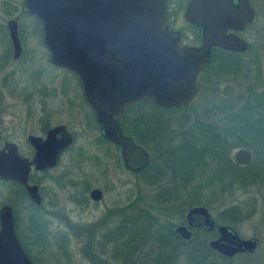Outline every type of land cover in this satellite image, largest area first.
Returning a JSON list of instances; mask_svg holds the SVG:
<instances>
[{
    "label": "water",
    "instance_id": "obj_1",
    "mask_svg": "<svg viewBox=\"0 0 264 264\" xmlns=\"http://www.w3.org/2000/svg\"><path fill=\"white\" fill-rule=\"evenodd\" d=\"M239 9L232 11L229 0H192L184 19L202 27L201 44H182L179 33L166 29L167 0H21V10L35 17L41 26L42 43L49 63L73 73L80 84L81 95L92 110L99 135L120 149L125 169L138 171L148 159L145 151L130 137L119 133L114 116L135 100L146 98L160 108L190 105L199 93L198 79L202 66L208 63L212 45L242 52L246 42L230 33L227 27L243 28L252 19L246 0H238ZM13 57L20 52L16 22H6ZM228 83L221 94L232 93ZM33 149L30 159L21 156L12 142L0 147V180L22 186L35 206L41 202L37 185L28 183V174L53 168L59 153L69 147L72 137L63 124L48 129L44 138L27 135ZM234 163L246 165L250 152L239 148ZM88 196L97 201L98 188ZM186 225L213 228L208 211L192 206L185 213V224H177L175 233L189 240ZM218 237L208 242L209 249L231 258L253 253L256 237L239 238L229 225L217 226ZM0 264H31L14 229L12 207L0 205Z\"/></svg>",
    "mask_w": 264,
    "mask_h": 264
},
{
    "label": "rangeland",
    "instance_id": "obj_2",
    "mask_svg": "<svg viewBox=\"0 0 264 264\" xmlns=\"http://www.w3.org/2000/svg\"><path fill=\"white\" fill-rule=\"evenodd\" d=\"M20 1L0 0V60L6 54L7 35L4 23L8 18H13L17 22L21 47L25 54V59L15 64L16 68L14 66L12 69L13 66L9 65L16 62L11 59L8 60V65L4 64L0 68V145L3 140L12 141L17 145L21 155L29 156L31 148L26 143L25 136L40 135V124L37 122L39 116H43L49 125L63 123L74 133L73 144L61 153L56 166L45 174L35 172L33 175V182L38 185L42 198L40 208L35 214L39 216L43 226L42 236L46 238L48 245L44 251L40 250L39 246H29L30 254L38 258L30 260L31 264H122V259L112 260L108 255L100 259L90 255L85 257L82 236H80L82 230L70 234L60 222L56 221L54 213L67 215L69 221L74 224L90 223L100 216L104 207L112 206V201H119V205L125 207L130 199L136 200L135 207L131 208L132 211L138 209L140 205L149 209H162L167 214L160 213L158 221L168 224L183 222V214L187 209L200 204V201L209 203L211 215L217 223H222L218 214L237 204L243 216L235 224L228 225L234 229L239 238L256 237L258 247L247 256L231 257L230 264H264V173L258 175L255 183L247 184L244 191L233 190L231 185L232 197H226V183L211 182L214 183L211 188L213 193L210 192L209 187L196 190L194 200L190 204L189 195L183 189L185 180H179L176 183V190L180 192V203L171 205L168 201V204H159V201L163 200L150 199L147 192L157 190L159 184L163 182H148V178L144 179L126 171L122 166L119 150L111 144L98 140V125L90 120V111L81 98L77 77L67 70L48 63V51L42 43L40 25L33 18L21 13ZM181 29L187 40L196 39V30L190 27ZM239 36L246 42V49L227 57L238 62L239 69L225 71L219 65L226 59L227 54L214 55L202 74L203 92L185 112L204 113L221 110L225 107L226 100L220 94V88L225 83H231L234 88V94L229 99L232 110L234 107L238 108V105L247 104L246 101L250 100L251 93L264 95V16L256 18L247 29L239 32ZM28 56L31 57L30 60H27ZM149 103L138 101L125 109L124 115L121 116L128 117L131 112L138 111L145 113L151 111L159 114L161 118L169 114L171 116V113L175 115L173 110H165V113L155 110L153 104ZM262 107L257 111L245 113L259 119V116H263L264 104ZM200 119L201 124L206 120L204 115ZM161 121L158 123L159 129L164 125ZM262 123L264 125V119ZM173 124L170 123L168 126L174 127ZM239 147L242 146L232 148V152ZM256 148H262L261 150L264 151V147ZM144 149L147 150V146H144ZM154 150L153 153L156 155L157 150ZM252 162L253 159L249 164ZM259 168L260 165L257 164L240 171L244 172L246 177L252 171L258 173L261 170ZM165 186L167 185L163 187ZM92 187L102 190L103 196L99 203L88 202L87 192ZM6 194L5 184L0 180V205L7 203ZM138 194L140 196H137ZM82 197H86V200ZM14 208L20 218L15 228L19 239L24 235L25 218L31 213V209L20 202L16 203ZM28 233L27 231L26 235ZM196 238L198 241H204L201 240L199 233H196ZM95 243L97 247H101L99 242L95 241ZM26 247L28 248V245ZM122 248L126 249L120 243V247L115 249L118 250L119 257ZM208 259L210 260L209 257ZM214 260L220 261L219 258Z\"/></svg>",
    "mask_w": 264,
    "mask_h": 264
},
{
    "label": "flooded vegetation",
    "instance_id": "obj_3",
    "mask_svg": "<svg viewBox=\"0 0 264 264\" xmlns=\"http://www.w3.org/2000/svg\"><path fill=\"white\" fill-rule=\"evenodd\" d=\"M191 1L192 0H167L165 24H166V29L168 31L176 32L181 35L182 44H187L190 46L198 47L202 41V35H203L202 27L198 25L190 24L184 19V13L188 5L191 3ZM229 4H230L232 11L234 12H236V10H238L240 7L238 0H229ZM245 6L247 9L252 11V19L250 23L243 28H235L232 26H228L227 31H226L227 33L233 34L241 39L243 38L239 36V32L247 29L252 24V22L256 20V18L260 16H264V0H246ZM27 16L33 18L40 25L39 21L35 17L31 15H27ZM9 19H13V18H8L4 23L5 32L7 35V40H6L7 48H6V54L3 56L2 60H0V68L3 67L4 64H7L8 60L11 59L12 61H16L15 63L9 64L10 66H13L12 69H14V66L15 64H17V62L20 63L21 61L25 59V54L21 47V41H20L21 38L19 35L20 29H18L16 20L13 19L16 22L17 39L20 45V52L18 53L17 57L15 58L13 57V48L8 38L7 28H6V22ZM183 27H190L193 30H196L197 31L195 33L196 39L193 41L187 40V36H185V34L182 32V29H181ZM40 30H41V26H40ZM220 53L235 55L241 52L226 50L216 45H212L208 51V55H209L208 63L202 66L200 77L197 82L199 86L198 95L196 96L195 100L190 105L181 106L179 108H174V109H177L176 111L173 112L175 113V115L171 113V116L170 114L167 116H163L161 118L162 120L161 122H164V125L161 127L160 132H156V133L153 132L154 131L153 130L154 129L153 112L149 111L145 114V119H146V124H147L146 145L145 146H147L148 148L147 150H145L142 146L135 143L134 140L129 135L125 134L121 130V127H120L121 119H124V118L126 119V117L124 118L122 117L124 115V109L120 115L115 116L116 118L114 117V121L116 123L119 133L123 136L130 137L135 145L141 147L145 151L147 159H148V163L145 167H149L148 168V171H149L148 182L159 181V182H163L162 183L163 186L166 184L168 187H171L169 185V182L170 184H173L175 187H177L176 183L179 180H186V179L188 182L192 184L195 182V185H197L196 183L205 182V181L226 183L225 185L226 197L227 196L232 197L231 190H230V187L234 180L232 165L235 164V166L238 167L239 169H245V167L247 168L248 164L250 163L249 162L246 165H238L234 163V160H233L234 152L238 148L235 149L234 152H232L231 133L229 129H227V128L231 129L232 124H233L232 118H233L234 112L232 110V105H231L232 103L231 101H229V99H231V97L234 94L233 85L231 83H228L232 86V89H233L232 93L228 96L222 95L221 94L222 87L220 88V94L226 100L224 111L217 110V112H204V113L203 112L193 113L191 111L185 112V110L190 108L192 104H194V102L197 101V99L200 97L201 93L203 92V85L201 84V82H202V74H203L205 66H207L210 60L215 57L214 55H217ZM30 59L31 57L28 56L27 60H30ZM48 63H49V60H48ZM79 88H80V84H79ZM81 98H83L82 95H81ZM169 108H173V107H169ZM169 108H160L164 110L160 112L165 113V110ZM240 114L242 116H246L245 113H240ZM133 115H135V113L134 114L130 113V116H128V119L133 118L132 117ZM203 115H204V119L206 120H204L202 125L199 126L201 124L200 118H202ZM263 116H264V113H263ZM37 119H38L37 122L40 124L41 133L40 135H36V136H39L41 138H44L45 133L48 129H50L54 125H57V124L49 125L47 120H45L43 116H39L37 117ZM169 119H171L172 121H170ZM126 123L127 122L124 121V125H126ZM170 123L171 124L174 123L176 125L175 126L173 124L175 128L168 126V124ZM58 124H63V123H58ZM195 124H197L198 126ZM207 124L213 125V128L208 127ZM63 125L69 131L72 137V143L69 145L70 147L74 142V133L73 131L69 130L65 124ZM98 130H99V126L97 127V133L99 132ZM201 131L203 132L205 131V132L202 133ZM27 135L25 136V141L31 148L30 155L29 156L21 155L18 151V148H17V151L21 156L30 159L33 154V149L26 139ZM31 135H35V134H31ZM4 142H6V140H3L2 144ZM7 142H12V141H7ZM2 144L0 145V147L2 146ZM254 146L264 147V145L262 144L253 145V148ZM69 147H67L66 149L62 150L59 153L58 159L61 153L66 151ZM239 148H244L248 150L250 152L251 160H252L253 152L251 148L244 147V146L239 147ZM154 149L157 150L156 155H154L153 153V151H155ZM118 150H119V155H120L119 147H118ZM58 159H57V162H58ZM261 165L264 166V163H261ZM262 166H260L259 168L261 170L258 171L259 176L261 173H264V168ZM158 167L161 169V171L157 169ZM49 170L50 169L43 170V171L30 170L28 174V183L30 184L34 183L29 178L30 174L35 173V172L45 174ZM127 171L132 174L135 172V171H130V170H127ZM252 172L255 173V171H252ZM151 187L153 188V185H151ZM92 188H98V187H92ZM92 188H90L87 192L88 202L90 204L99 203L103 196L102 190L98 188L101 191V197L99 200L94 201L90 199L88 196V193ZM37 189L39 193L38 185H37ZM156 191L157 190L148 191L147 192L148 197L152 199V195ZM169 192L171 194L170 196H168L170 199L169 200L166 199L167 201L165 202L159 201V204H163V203L168 204L167 203L168 201L170 202L171 205L180 203V192L177 190L169 191ZM82 198L86 200V197H82ZM41 201H42V198H41ZM135 201L136 200L130 199L129 202L125 205V207H121L119 205V201H112L111 202L112 206L104 207V210L101 212L100 216L96 220H94V222H90V223H81V224L75 223L74 224L72 221L71 222L69 221V217L67 215H64L61 213H54V215H55L56 221L60 222L61 225L70 234L73 235V232L77 233L80 230H82L81 234L80 233L79 234L80 236H82L81 241L83 243L82 247L84 248L83 252L85 253V257H88L90 255L91 257H94L95 259H100L104 255H108L109 258L112 260H115V259L119 260L120 257L118 255V250H115V249H118V247H120L121 241H128L129 244H131V242L134 239L132 235L134 234L133 233L134 230L132 227L135 226V211H132L131 208L135 207L136 205ZM40 205H41V202L39 205H37V207H39ZM193 206H201V207H204L208 211L213 221V228L207 229L201 226L186 225V228L191 232V237L187 241H191L193 236H195L196 233H199L201 236V240L204 239V241H206L205 243L208 246V242L210 240L216 239L218 237L217 226L218 225H228V224L216 222V220L213 218V216L211 215L209 211V209L211 208L209 203L205 204L200 201V204L193 205ZM182 220L183 222H177L172 225V231L177 237L178 241L186 243L187 241L182 240L174 231V228L177 224H185V213L183 214ZM126 230H127V234H126ZM95 241L99 242L101 244V247L100 246L97 247ZM127 263L135 264V261L132 260V258L130 257ZM177 263L181 264L182 259L181 258L177 259Z\"/></svg>",
    "mask_w": 264,
    "mask_h": 264
},
{
    "label": "trees",
    "instance_id": "obj_4",
    "mask_svg": "<svg viewBox=\"0 0 264 264\" xmlns=\"http://www.w3.org/2000/svg\"><path fill=\"white\" fill-rule=\"evenodd\" d=\"M21 13L27 15L22 10ZM228 55L230 54H227L226 59H224L220 63L221 65H219V67H221L225 71H233L239 69V63L227 58ZM206 67L207 66H205V68ZM251 95L252 96L250 97V100L246 101L247 104L238 105V108L234 107L232 118L233 124L231 129L227 128L231 133L232 148L238 146L249 147L254 154L252 158L253 162L249 164L247 168L245 167L246 170L250 166H254L257 164L262 166L261 163H264V151L261 150L262 148H256L257 146H254L253 148V145H264V125L262 123V119H264V116L261 115L258 117L259 119H255L252 114L245 113L262 109V106L264 104V95L260 94L258 96L252 93ZM138 101H146L148 103L150 102V100L145 98L138 99L133 103L128 104L124 108V111ZM149 104L152 103L150 102ZM153 106L155 110L157 109L159 111H164L163 109H160L155 105ZM169 110L176 111L177 109L169 108ZM221 110L224 111L225 107L221 108ZM89 111L90 120H92L93 123L97 126L92 110L90 108ZM240 113H245L246 116H242ZM145 114V112L138 111L135 113V115L132 116L133 118L128 119V117L125 116L126 119L123 117L124 119H121L120 122L121 130L125 134L129 135L135 143L142 146L143 148L146 145L147 133ZM124 121L127 122L126 125H124ZM159 121H161V117L158 114L153 113L154 131L161 129L158 128ZM207 126L213 128V125L207 124ZM201 132L204 133L205 131ZM98 140L102 143L111 144L118 149V146L116 144L105 140L101 136H99ZM262 167L264 168V166ZM148 168L149 167H143L138 171H135L133 174L142 176L144 179H147V175H149ZM232 168L234 174V180L232 182L233 190L242 189V191H244V189H246L247 187V184L255 183L256 178L259 175L258 173L250 172L246 177H243L244 172L240 171L242 169L236 167L235 164L232 165ZM157 169L161 171L159 167ZM33 175L34 173L30 174L29 177L32 182L34 181ZM1 182L5 184V188L7 190V204H9L13 210L14 229L16 228L17 223L20 220L17 211L14 208V205L20 202L23 203L26 208L31 209V213L25 218L26 225L24 227V235L22 236V238H19L18 241L22 245L26 254L29 256L31 255L29 257L30 260H36L38 258L30 254L31 250L29 246H39V249L44 251L46 250V245H48V243L46 242V238L44 239L42 236L41 231L43 229V226L40 223L39 216L35 214V211L38 210L40 206L37 207L31 203L25 191L19 184L7 180H1ZM213 185L214 183L205 181L193 186V184L188 182L186 179L183 183V189L187 191L189 195L188 201L191 204L194 200L196 190L198 191L199 189L202 190L205 187H209L208 189L211 193H213V191L211 190ZM170 186L171 187H163L162 183L159 184V188L154 193V195H152V199L163 201L166 199L169 200L170 198L168 196L171 195L169 191L176 190V187L173 184H170ZM137 196H140V194H138ZM201 202L203 203V201ZM160 213L164 214L166 212H163L160 208L149 209L147 207H143V205H140L139 208L135 210V226L132 227L134 230V234H132L134 239L131 244H129L128 241H121L122 247L126 248H122L120 250V259H122V264H128L127 262L129 261L130 257L135 261V264H179L177 263V259L179 258L182 259L181 264H230L231 258H226L209 249L205 241L200 242L197 240L196 235L193 236L191 241H187L186 243L178 241L171 228L173 224L158 221V215ZM242 216V211L237 204L221 211L218 214L219 220L225 224H235ZM27 231L29 232L28 235H26ZM27 245L28 248L26 247ZM242 255L247 256L248 254H238L236 256L242 257ZM208 257L210 258V260L208 259ZM214 258H219L220 261H216L214 260Z\"/></svg>",
    "mask_w": 264,
    "mask_h": 264
}]
</instances>
